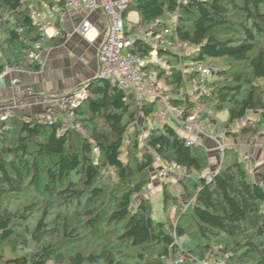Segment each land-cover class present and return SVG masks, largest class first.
<instances>
[{"label": "trees", "instance_id": "16d2710c", "mask_svg": "<svg viewBox=\"0 0 264 264\" xmlns=\"http://www.w3.org/2000/svg\"><path fill=\"white\" fill-rule=\"evenodd\" d=\"M131 11L144 27L167 11L177 14L178 40L192 48L180 60L183 65L227 59L229 68L220 69L218 79L205 86L199 102L211 104L215 112L225 111L228 123L248 113L258 114L260 120L243 127L240 134L258 131L264 119V86L257 84L264 80V0H136ZM20 37L28 42L39 38L29 10L19 0H0V71L4 64L32 68L26 59L30 47ZM151 49L137 43L130 52L147 55ZM160 56L168 57L171 65L179 63L167 52L160 51ZM152 69L166 95L178 92L189 78L178 71L164 76L159 68ZM87 91V98L74 112L81 132L63 127L60 121L45 123L14 115L2 135L0 264H166L162 258L177 251L176 240L181 237L194 243L186 250L192 256L202 258L217 240L229 254L227 264H264V166L251 178L238 154L225 151L219 171L209 180L199 178L193 183L196 201L188 216L176 225L168 220L157 222L149 199L141 196L150 181L149 169L158 160L184 167L189 176L200 174L208 167L205 150L186 146L168 124L148 128L140 141L141 132L135 128L136 101L116 82L96 78ZM169 101L184 116L193 106L189 100ZM143 111L147 122L153 104ZM130 129L135 131L132 136ZM162 194L164 206L168 201L177 203L165 189ZM37 208L42 210L41 217L31 229L29 221ZM58 208L84 216V231L90 241L97 242L92 251L65 254L64 242L47 241L59 231L65 242L85 239L69 227L66 218L49 220ZM19 247L27 251L16 253ZM5 248H10V255L3 254Z\"/></svg>", "mask_w": 264, "mask_h": 264}, {"label": "built area", "instance_id": "2783aa9c", "mask_svg": "<svg viewBox=\"0 0 264 264\" xmlns=\"http://www.w3.org/2000/svg\"><path fill=\"white\" fill-rule=\"evenodd\" d=\"M19 2L22 7L29 10L31 25L39 32L38 40L33 42L19 38L21 42L30 47L26 59L33 71L41 73L44 70L45 55L50 48L48 42L51 40L59 38L69 40L73 35H77L91 43L94 42L97 35L94 33L90 16L100 14L106 22V35L98 49L96 78L116 82L122 90L131 92L136 101L139 119L144 120L143 107L148 104H153L151 118L155 121V127L167 124L169 118L174 119L184 130L186 146L201 147L203 139L212 138L207 134V130L212 129V113L207 105L199 102V98L205 92L206 81L217 75L220 68L202 62L187 65L180 63V60L187 56L192 48L188 42L178 40L175 32L178 17L176 13L167 11L163 17L155 19L150 26L144 27L140 25L139 19L132 21L128 17L129 9L136 0H19ZM71 11L75 12L76 18H71L72 24L69 28L65 26L64 19ZM4 19L13 22L11 16H5ZM158 26L162 28L158 29ZM17 32L21 33V30L17 29ZM137 43L150 46L151 52L147 55L130 52ZM160 51L169 53L179 63L169 64L168 57L160 56ZM1 57L0 53V59ZM153 67L163 71L164 76H171L178 71L183 77L189 76V78L185 80L184 86L178 92L166 95L158 73L152 69ZM25 71L26 68L21 65L4 64L0 71V87L5 85L7 78H10L11 85H16L17 75ZM87 85L79 86L67 95L58 97L37 96L32 90H25L18 93L11 102L0 104V139L9 130V122L15 115L17 107L16 101L26 96H36L40 100L42 110L35 115V120L51 123L53 122L52 110L57 109L71 120L73 126L69 125V127L79 129L80 124L75 120L74 112L88 96ZM170 98L189 100L193 106L184 116L181 109L171 105ZM157 105L162 108L155 114L154 110ZM203 115H206L205 120H201ZM238 123L248 126L250 119L244 117L238 120ZM248 147L252 149L250 143ZM219 149L218 161L222 164L226 148L219 147ZM97 152L98 149L94 148L93 153L97 154ZM243 160L249 161L248 156H244ZM219 164L216 168L217 172L221 168ZM171 175L177 176L180 180L189 176L184 167L174 162L159 165L157 176L161 181H166ZM228 258L229 254L224 253L221 258L213 262L207 258L197 262L199 264H227ZM162 260L166 264H186L195 259L179 247L175 253H169Z\"/></svg>", "mask_w": 264, "mask_h": 264}, {"label": "rangeland", "instance_id": "374dc122", "mask_svg": "<svg viewBox=\"0 0 264 264\" xmlns=\"http://www.w3.org/2000/svg\"><path fill=\"white\" fill-rule=\"evenodd\" d=\"M208 65H215L220 69L223 68L227 69L229 68L230 62L227 59L221 58L218 60H212ZM216 79H218L217 75L208 79L206 81V86L210 82L215 81ZM257 84L264 86V80L257 82ZM162 87H164L163 84ZM161 108H162L161 106L157 105L155 107L154 113L156 114ZM208 108L212 113V117H211L212 129L207 130V134L212 138L203 139L201 146L205 150L208 156V167L206 168V170H204L200 174L192 173L191 176H186L187 178L184 177L181 180L178 179L177 176L171 175L166 181L163 182L157 176L158 167L160 165V162L158 160H155V163L149 169L150 181L147 184L141 196L149 199L152 209V217L157 222H164L168 220L170 223L176 225L180 220H182V218L188 216L192 206L196 201L195 188L193 187V183L198 182L199 178H205L206 180H209L211 178V175L217 172L216 168L218 167L219 164L218 154L220 153L219 147L226 148L224 150V157L226 155L225 151L227 150L231 151V153H237L241 161L244 162V166H246L247 170H249V174L251 178H255L254 176L256 171L264 166V162L258 161L259 157L264 156L262 152L257 151V154L254 152L251 153L246 152L248 150L251 151L250 148L248 147L249 143L252 149L255 150L261 149L264 152V136L262 138V135L264 134V119H262L261 124L257 125V129H256L258 130L257 132H255L252 135H241L240 130L243 127H245L242 123H238V121L234 123H228L225 111L215 112L212 109L211 104H208ZM28 118L34 119L33 117H28ZM205 118L206 115H203L201 120H205ZM67 119H68V123L63 125V127H69V125L73 126L72 122H70L71 120L68 117ZM246 119H250V124L248 126H252L254 125V122L260 120V116L258 114L248 113ZM154 122L155 121L152 118L149 119L147 122L139 119L138 117L136 118L135 128L137 127L139 130L141 129L140 132L142 131L138 137L140 141H142L143 136L147 132V129L154 127L155 125ZM167 124L172 126L178 132L180 126L174 119L169 118ZM141 126L144 128L142 129ZM73 130L77 132H81V126L79 129H73ZM133 133H135V131L132 129H130L128 132V134L131 136L133 135ZM127 143L128 141L125 142L123 147V156H122L123 159L126 156V148L128 146ZM140 149L145 150V147L141 144ZM244 156H248L249 161L243 160ZM219 165L222 166V164ZM108 174L111 175V172H109ZM163 189H165L170 196L176 198L177 203L168 201L166 206H164L163 194H162ZM141 196L136 197L135 201H137L138 198H141ZM8 203L10 204V202H7V204ZM10 208L14 210L16 206L13 205V207L11 206ZM81 212L82 210H79L80 214ZM41 213L42 210L40 208H37L35 211H33V216L29 221V225L31 229L34 227L35 222L41 217ZM49 218H50L49 220L57 218L60 219V221L62 218H66L68 220L69 227L75 230L77 234L83 236L82 238H85L83 241H81L82 239H80L79 241L77 239L76 241L73 242H65L61 237L62 233L60 231L54 233L52 237L47 238L48 242H54V244H61V242H64L62 243L63 246L61 248L62 251H65V254L66 253L72 254L74 252L87 253L95 248L97 242L94 244V241H90L89 236L84 231L82 224L84 220V216L82 214L81 216L78 215L73 211V209L67 210V208H58V209H53ZM176 243L178 244V248L180 247L181 249L184 250H189L194 247L193 246L194 243L187 237H181L177 239ZM28 246L29 249L30 248L31 250L33 249L32 248L33 244L31 242H28ZM24 251L27 250L26 249L24 250L23 248L19 247L18 250H16L15 252L20 253ZM224 253L225 252H223L221 241L213 240L209 249L203 255L202 258L193 255L195 260L193 262H187L186 264H199L197 261H200L204 258H207L208 260L213 262L216 259L221 258ZM3 254L10 255L11 254L10 248H5ZM47 264H53V263L48 262Z\"/></svg>", "mask_w": 264, "mask_h": 264}, {"label": "crops", "instance_id": "0c3cea01", "mask_svg": "<svg viewBox=\"0 0 264 264\" xmlns=\"http://www.w3.org/2000/svg\"><path fill=\"white\" fill-rule=\"evenodd\" d=\"M128 17L132 21L139 19L138 14L134 11L129 12ZM71 18H76L73 11L69 12L64 19L66 27H71ZM90 19L93 23L94 33L97 35L94 42L91 43L77 35H73L69 40L59 38L49 41L50 48L45 55L44 70L39 73L32 69H26L25 72L17 75L18 83L16 85H11L10 78H7L5 85L0 87V104L11 102L18 93L25 90H32L37 96H64L79 86L89 84L96 79L98 49L106 35V22L100 14L92 15ZM39 102L40 100L36 96H26L22 100H17L15 115L34 118L42 110ZM52 115L53 121H60L63 125L68 123L67 116L61 111L53 109ZM177 133L180 137H185L183 129L179 128ZM250 150L246 152L257 154V151H260L264 155L261 149ZM258 161L264 162V156L259 157Z\"/></svg>", "mask_w": 264, "mask_h": 264}, {"label": "bare ground", "instance_id": "6f19581e", "mask_svg": "<svg viewBox=\"0 0 264 264\" xmlns=\"http://www.w3.org/2000/svg\"><path fill=\"white\" fill-rule=\"evenodd\" d=\"M145 124V123H144ZM145 126V125H144ZM141 130V129H140ZM142 132V131H141Z\"/></svg>", "mask_w": 264, "mask_h": 264}]
</instances>
